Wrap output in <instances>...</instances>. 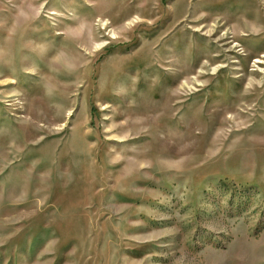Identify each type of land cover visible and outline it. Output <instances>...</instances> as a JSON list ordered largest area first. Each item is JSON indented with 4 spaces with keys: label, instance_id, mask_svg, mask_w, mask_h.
I'll use <instances>...</instances> for the list:
<instances>
[{
    "label": "rangeland",
    "instance_id": "rangeland-1",
    "mask_svg": "<svg viewBox=\"0 0 264 264\" xmlns=\"http://www.w3.org/2000/svg\"><path fill=\"white\" fill-rule=\"evenodd\" d=\"M0 264H264V0H0Z\"/></svg>",
    "mask_w": 264,
    "mask_h": 264
}]
</instances>
